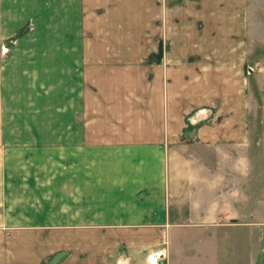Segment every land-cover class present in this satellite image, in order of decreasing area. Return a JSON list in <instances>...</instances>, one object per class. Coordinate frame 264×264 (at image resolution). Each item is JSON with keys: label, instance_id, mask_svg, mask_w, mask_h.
Here are the masks:
<instances>
[{"label": "crops", "instance_id": "1", "mask_svg": "<svg viewBox=\"0 0 264 264\" xmlns=\"http://www.w3.org/2000/svg\"><path fill=\"white\" fill-rule=\"evenodd\" d=\"M182 1L202 44L167 33L163 52L129 71L140 73L138 97L126 93L127 72L119 82L114 71L107 86L87 75V65L109 66L86 65L81 47L71 87L64 36L54 82L58 55L37 10L0 0V43L30 31L20 38L26 45L0 54V264H236L239 253L263 264L264 194L247 182L246 111L252 77L264 95V55L255 54L253 71L249 0ZM179 10L169 13L172 30ZM109 101L104 108L126 102L117 108L126 116H99ZM90 108H99L95 117H86Z\"/></svg>", "mask_w": 264, "mask_h": 264}, {"label": "rangeland", "instance_id": "2", "mask_svg": "<svg viewBox=\"0 0 264 264\" xmlns=\"http://www.w3.org/2000/svg\"><path fill=\"white\" fill-rule=\"evenodd\" d=\"M29 1L31 7L37 10L36 15H38V19L36 20L40 23L39 30H41L42 37L44 39H52L55 43L56 50L54 52V57L58 55V58L55 57V61H57V63L54 62L53 68L54 82L60 78V73L58 75L57 71L61 69L60 40L62 36H64V42L69 48L67 53L70 56L69 79L71 87L77 86L79 78L78 72L80 68L73 65L72 61L75 57H80L79 50H77V48L79 49L80 47L81 58H85L86 65L91 62L109 66H102V71H99L97 69L90 68L87 65V75L93 73L95 76H99L100 78L102 77V85L107 86V83L110 81V75H112L114 71L115 79L118 77L119 82L122 81V72H127L124 76L126 77L124 79L126 80V86L128 88L126 93L129 94L131 93L129 91H132L134 96L141 97L142 91H146L142 88L141 77H137V74L140 75V73H137L136 71V74L134 75L133 70H140V65L144 62L142 59L146 55H156L160 49L163 52L167 41V33L170 32V34L173 33L174 35L181 37L178 39L179 41L185 40L186 35L189 38L192 33L194 47L198 50V47L202 44V38L200 37L201 32H199V28H192L196 31L190 30L192 22L189 21V15H192L193 12L191 9H187V5H185L182 0ZM173 6L178 7V9H182L183 11V13H181L179 10V13L176 14L177 25L180 27V30H172L173 26L171 24L170 28H168V20H170L169 16H171L169 13H173ZM248 10L251 18L249 20L252 30L251 34L254 37L257 36L253 39L252 46H250L251 61L248 62V65L251 69H254L253 71H255L260 66L257 61H254L255 54L264 55V43L260 40L264 39V21L261 19L259 20L257 16V14L261 15L262 12H264V0H249ZM64 15H66L67 20L62 22ZM181 18H186V20L182 21ZM261 18L264 19V14ZM179 21H182V23H179ZM24 29L25 28L21 30V37L30 32L29 30ZM169 29L170 31H168ZM30 30L32 31L34 29ZM21 37H14L13 39L6 41V43H0V54L11 53V49L14 46L18 48L21 46L20 43L26 45L23 41L20 42ZM82 38H84L83 42ZM58 47L59 50H57ZM36 51L37 48L32 47L33 55ZM94 57L95 60L98 61H93ZM144 60L146 61V58H144ZM262 64L264 67L263 62ZM252 73L255 75L254 72ZM254 83L255 79L252 77L251 83H249L251 96L249 94L247 98V103L249 102L250 109L246 111V117L249 119V123H251L250 127L253 134L251 140V151L253 153V157H249L247 160L249 161L247 166L251 164V166H249L251 167L250 172L248 171L247 173V182L255 184L254 191L259 190L262 194H264L263 148L259 141L260 129L262 128L260 121L264 118V104L262 102L264 101V95L259 94L257 85ZM72 95L75 98L76 93ZM56 97L57 95L55 92V101ZM111 97H117V95L111 94ZM125 104L126 102H116L114 106L115 108L113 109L104 108L113 106L111 101H109L108 104H102L99 116L112 118L125 117L126 112L124 110L117 109L121 108ZM140 104L141 101L135 98L134 105L141 108ZM93 105L94 104H90L89 106L92 107ZM98 109H88L86 111V117H95L97 114L96 110ZM131 111H127L128 118L131 116ZM141 112L142 111L140 109L135 110L133 112V116L141 117ZM44 113H46V110ZM59 113H57L55 109L52 113V117H61ZM253 201H255L254 198L251 200V203ZM261 206H259L260 210L257 211L260 212L264 209V207ZM257 227L261 229L263 225ZM255 239L256 241L261 240L259 237H255ZM229 251L230 259H234L236 255L234 246H231ZM226 255H228V253L225 254V256ZM236 257H238V259L235 260L236 264H251V260L254 258L253 256H250V258L248 256L243 257L240 253L237 254Z\"/></svg>", "mask_w": 264, "mask_h": 264}]
</instances>
